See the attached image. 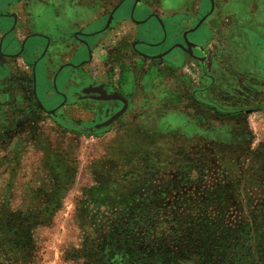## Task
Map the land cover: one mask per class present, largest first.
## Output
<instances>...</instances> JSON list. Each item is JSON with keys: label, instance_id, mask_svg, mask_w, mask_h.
<instances>
[{"label": "rangeland", "instance_id": "rangeland-1", "mask_svg": "<svg viewBox=\"0 0 264 264\" xmlns=\"http://www.w3.org/2000/svg\"><path fill=\"white\" fill-rule=\"evenodd\" d=\"M118 1L110 0V7ZM147 1L168 13L198 10L197 0ZM229 14L221 18L228 20ZM234 15L240 24L243 16ZM258 32L233 30V42L223 40L227 47L216 65L221 75L214 85L202 80L193 61L172 68L127 60L122 72L112 71L121 74L116 90L129 100V108L97 131L95 126L108 117L104 105L82 103L56 110L54 76L42 80V94L36 99L33 60L0 62V213L9 209L49 222L33 230L34 257L0 247V259L6 264H86L80 256L64 257V252L80 250L85 237L76 221L81 213L75 209H81L86 190L114 163L130 172L140 170L141 160L156 158L163 169L149 167L147 172L166 179L178 164L192 165L194 160L208 184L221 183L231 193L234 171H245L253 155L264 156V74L238 67L235 61L243 60L241 52H250V42L255 60L254 50L263 49ZM225 61H233V66ZM98 75H103L100 69ZM47 92L52 101L43 96ZM94 210L90 207L98 215Z\"/></svg>", "mask_w": 264, "mask_h": 264}, {"label": "flooded vegetation", "instance_id": "flooded-vegetation-1", "mask_svg": "<svg viewBox=\"0 0 264 264\" xmlns=\"http://www.w3.org/2000/svg\"><path fill=\"white\" fill-rule=\"evenodd\" d=\"M197 3L198 10L168 13L147 0H120L113 7L110 0H0V62L33 60L36 99L42 94V80L54 76L53 95L59 99L56 110L82 103L104 105L108 117L99 125L129 108V100L116 90L121 74H113L122 72L129 59L166 63L172 68L181 61H193L199 65L202 80H212L214 85L221 75L216 65L226 52L223 40L232 43L233 30L241 29L259 31L256 35L263 49L254 50V60L248 43L250 52H241L243 60H235L237 66L264 74V0ZM223 13L232 17L222 19ZM233 13L243 16L240 24L234 22ZM224 63L233 66V61ZM113 95L126 103L107 99ZM43 96L53 100L50 92ZM56 119L61 120L57 114Z\"/></svg>", "mask_w": 264, "mask_h": 264}, {"label": "trees", "instance_id": "trees-1", "mask_svg": "<svg viewBox=\"0 0 264 264\" xmlns=\"http://www.w3.org/2000/svg\"><path fill=\"white\" fill-rule=\"evenodd\" d=\"M149 144L157 148L156 142ZM141 163L144 172H128L130 168L114 163L86 190L84 204L75 209L81 213L76 221L85 237L80 250L64 252L66 260L80 256L86 264H264V156L253 155L245 171H234L231 193L221 183L208 184L194 160L192 165L178 164L166 179L147 172L160 166L156 158ZM43 225L49 222L3 210L0 247L34 257L33 230Z\"/></svg>", "mask_w": 264, "mask_h": 264}, {"label": "water", "instance_id": "water-1", "mask_svg": "<svg viewBox=\"0 0 264 264\" xmlns=\"http://www.w3.org/2000/svg\"><path fill=\"white\" fill-rule=\"evenodd\" d=\"M107 99H111V100H116V99H120V100H123L120 96H118V95H113V96H110L109 98H107ZM125 103H126V101L125 100H123ZM39 104L42 106V104L39 102ZM122 115V113L121 114H119V115H117L116 117H114L113 119H111L110 121H108L107 123H104V124H102V125H99V126H96V129H101V128H104V127H108L110 124H112L113 123V121L114 120H116L119 116H121Z\"/></svg>", "mask_w": 264, "mask_h": 264}]
</instances>
